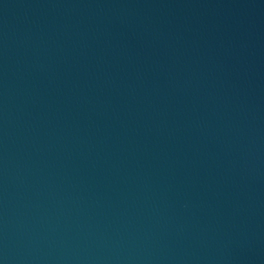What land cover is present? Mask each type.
I'll use <instances>...</instances> for the list:
<instances>
[{
  "label": "water",
  "instance_id": "obj_1",
  "mask_svg": "<svg viewBox=\"0 0 264 264\" xmlns=\"http://www.w3.org/2000/svg\"><path fill=\"white\" fill-rule=\"evenodd\" d=\"M0 264H264V0H0Z\"/></svg>",
  "mask_w": 264,
  "mask_h": 264
}]
</instances>
